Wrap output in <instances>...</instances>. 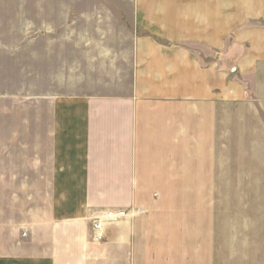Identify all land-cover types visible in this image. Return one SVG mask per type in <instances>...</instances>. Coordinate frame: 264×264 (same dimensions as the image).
<instances>
[{"label":"crops","instance_id":"0c3cea01","mask_svg":"<svg viewBox=\"0 0 264 264\" xmlns=\"http://www.w3.org/2000/svg\"><path fill=\"white\" fill-rule=\"evenodd\" d=\"M42 9L36 80L14 79L19 54L0 44V84L39 90L0 94L21 100L20 113L0 106V264H153L144 189L188 165L191 140L216 162L223 108L264 117V0L80 2L69 24L107 43L84 51L71 32L68 68L51 32L62 10ZM111 210L128 215L91 242L92 218Z\"/></svg>","mask_w":264,"mask_h":264},{"label":"rangeland","instance_id":"374dc122","mask_svg":"<svg viewBox=\"0 0 264 264\" xmlns=\"http://www.w3.org/2000/svg\"><path fill=\"white\" fill-rule=\"evenodd\" d=\"M97 1L102 0H0V44L19 54L7 58L14 79L24 71L36 80L37 40L45 28L42 8L62 10L61 24L51 32L61 38L67 68L76 43L84 51L106 44L100 39L106 30L98 33L99 26L70 25L67 19L80 2ZM71 32L78 33L76 43L70 40ZM125 44L126 48L129 43ZM23 49L29 53L23 55ZM82 50L78 48L79 61ZM79 68L85 70L84 65ZM37 85L0 84V94L35 98ZM20 102L3 99L0 106L12 103L14 113H20ZM223 109L222 147L216 162L191 140L188 165L175 162L168 185L144 189L149 216L142 218L147 227L143 231L149 241L143 240L142 246L158 247L143 250L142 258L152 255L153 264H264V117L250 108ZM4 129L0 124V131Z\"/></svg>","mask_w":264,"mask_h":264},{"label":"built area","instance_id":"2783aa9c","mask_svg":"<svg viewBox=\"0 0 264 264\" xmlns=\"http://www.w3.org/2000/svg\"><path fill=\"white\" fill-rule=\"evenodd\" d=\"M128 213L122 210H111L104 213L103 216L92 218L91 236L90 240L93 243H101L104 239L102 232L105 222H113L125 219Z\"/></svg>","mask_w":264,"mask_h":264}]
</instances>
